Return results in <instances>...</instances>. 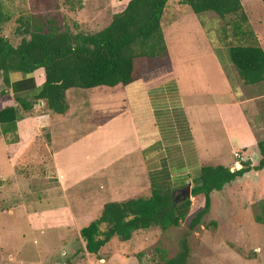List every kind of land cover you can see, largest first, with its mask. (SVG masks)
<instances>
[{"label": "crops", "instance_id": "crops-1", "mask_svg": "<svg viewBox=\"0 0 264 264\" xmlns=\"http://www.w3.org/2000/svg\"><path fill=\"white\" fill-rule=\"evenodd\" d=\"M240 4L252 24L249 12ZM257 8L261 10L251 31L264 52V2ZM196 21L201 25L200 19ZM219 23L220 30L221 19ZM162 35L167 62L159 67L148 69L125 85L70 92L65 98L67 109L60 116L24 111L16 122V140L4 144V149L10 147L7 160L11 166L35 148L37 164L50 169L54 187L59 190L83 181L89 192L97 193L99 188L110 193L115 188L129 192L167 181L184 200V190L187 186L190 189L200 166L230 169L238 161L232 155L234 150L240 151V160L250 156L255 160L256 138L264 130V80L245 88L238 85L234 75L227 74L233 67L227 55L231 45L227 33L217 36L216 47L194 45V53L174 44L171 47ZM200 37L206 39L204 33ZM196 70L210 74L197 82L191 75ZM6 74L7 84L0 89L10 96L30 99L43 81L40 68L32 74ZM3 103L0 107L15 101L5 97ZM249 175L250 170L237 178L243 180ZM126 198L130 197L119 200ZM189 198L195 199V207L201 205L200 194ZM119 200L109 198L105 202Z\"/></svg>", "mask_w": 264, "mask_h": 264}, {"label": "rangeland", "instance_id": "rangeland-1", "mask_svg": "<svg viewBox=\"0 0 264 264\" xmlns=\"http://www.w3.org/2000/svg\"><path fill=\"white\" fill-rule=\"evenodd\" d=\"M179 0H167L161 15V32L168 45L183 47L194 53V45L216 47L218 35L227 33L229 44H237L229 29L223 32L218 16L211 11L193 13ZM249 12L247 26L255 29L257 8L264 0H240ZM127 0H0L2 10L9 15L1 30L11 44L20 39L16 27L18 19L40 17L66 25L70 30L94 32L104 27L113 13L123 9ZM201 20V25L196 21ZM200 23V22H199ZM223 23V22H222ZM77 27V28H76ZM257 29V28H256ZM204 33L205 40L201 34ZM252 38L255 34L252 31ZM245 43V42H242ZM173 48H171L172 50ZM195 58L198 67L199 59ZM162 65V64H161ZM160 64L158 65V67ZM228 75H234L239 86L245 83L233 67ZM212 69V67L210 68ZM146 72V71H145ZM141 72V74L145 73ZM7 73V72H6ZM0 72V88L6 85ZM210 73L195 71L196 81L204 80ZM236 94H240V88ZM246 88V87H245ZM0 106L5 97L1 93ZM75 90L68 89L69 94ZM257 90V89H254ZM264 90V89H263ZM6 94V95H4ZM14 99V98H13ZM66 100V99H65ZM17 138L14 133L0 132V264H154L161 255L171 257L177 250L181 231L192 214L198 210L188 198L187 213L179 224L166 231L157 228L137 230L125 242L110 239L97 253L87 254L78 237V229L87 223L109 198L122 199L148 193L149 187L114 193L99 188L97 193L86 190L83 181L64 190L55 188L54 175L50 169L39 166L35 148L13 167L7 160V145ZM258 138H264V130ZM256 138V139H258ZM48 157L47 153L44 152ZM250 164L256 160L250 156ZM27 161L29 163H27ZM60 191V192H59ZM109 197V198H108ZM264 197V168L250 170L246 179L236 178L222 190L211 194L209 211L196 225L188 239L189 252L185 264H264V225L253 220ZM193 205V206H192ZM163 251V254L161 253Z\"/></svg>", "mask_w": 264, "mask_h": 264}, {"label": "trees", "instance_id": "trees-1", "mask_svg": "<svg viewBox=\"0 0 264 264\" xmlns=\"http://www.w3.org/2000/svg\"><path fill=\"white\" fill-rule=\"evenodd\" d=\"M166 1L127 0L123 9L113 13L110 21L94 32H84L77 27L72 31L45 16L19 18L16 30L20 39L15 45L1 34L9 15L0 5L1 74L8 71L32 74L38 68L43 72V81L30 99L14 95L15 104L0 107V132L14 133L16 122L24 111L30 115H62L67 109L65 92L68 89L125 85L141 72L167 62L160 28ZM178 3L187 5L193 13H215L223 22V32L228 28L231 37L239 41L227 47L229 61L239 77L247 84L264 80V52L252 38L240 0H179ZM3 82L7 84V78L4 77ZM38 101L41 102L39 105ZM255 147V164L238 160L239 166L232 171L222 165L199 167L198 175L191 180L189 195L200 194L201 205L180 232L176 252L169 258L161 255L160 261L154 264L186 263L189 236L209 211L211 192L220 191L225 184L249 170L264 168V138H258ZM182 197L169 182L157 181L150 183L147 194L103 203L78 229L84 251L97 256L112 238L125 242L137 230L157 228L166 231L177 226L184 219L189 204V200H182ZM253 220L264 225V197Z\"/></svg>", "mask_w": 264, "mask_h": 264}, {"label": "water", "instance_id": "water-1", "mask_svg": "<svg viewBox=\"0 0 264 264\" xmlns=\"http://www.w3.org/2000/svg\"><path fill=\"white\" fill-rule=\"evenodd\" d=\"M41 102L38 101V104H40ZM239 166V164L237 163L236 165H234L232 168H230L229 170L232 171L233 169L237 168ZM184 194L185 196H189V186H187L184 190Z\"/></svg>", "mask_w": 264, "mask_h": 264}, {"label": "built area", "instance_id": "built-area-1", "mask_svg": "<svg viewBox=\"0 0 264 264\" xmlns=\"http://www.w3.org/2000/svg\"><path fill=\"white\" fill-rule=\"evenodd\" d=\"M232 155H233V157H234L235 159H238V160L241 159V155H240V151H239V150H234V151L232 152Z\"/></svg>", "mask_w": 264, "mask_h": 264}]
</instances>
